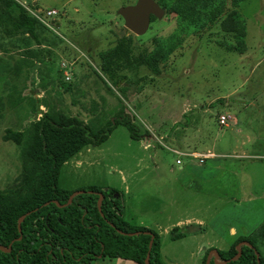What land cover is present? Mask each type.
<instances>
[{
    "label": "rangeland",
    "instance_id": "rangeland-1",
    "mask_svg": "<svg viewBox=\"0 0 264 264\" xmlns=\"http://www.w3.org/2000/svg\"><path fill=\"white\" fill-rule=\"evenodd\" d=\"M16 1L38 19L40 44L28 34L11 33L17 12L0 10V56L37 60L28 51H40L34 74L38 90L33 94L39 109L88 123L119 105L120 99L144 135L132 139L126 127L118 125L104 143L87 147V153L83 149L82 162L72 158L64 163L58 181L61 188H115L127 200L126 219L142 217L164 224L167 218L160 211L171 199L182 200L180 190L186 182L196 186L191 183L195 180L199 188L215 189L210 185L215 180L229 182L232 165L242 173L239 202H223L214 211L207 210L216 232L229 242L230 225L253 230L264 224V0H215L214 7L222 2V11L213 21H204L202 5L208 0L188 1L182 17L163 7L162 18L154 17L140 36L129 32L117 13L119 7L136 0ZM50 9L57 13L48 16ZM239 22L245 29L243 52L238 50ZM25 75L24 70L12 76L10 84L0 82V191L24 184L31 157L25 145L20 147L12 139L13 133L31 125L32 96L15 90L22 84L32 87ZM16 95L17 101L22 96L27 99L17 103ZM223 114L229 116L226 125L218 122ZM231 115L258 139L246 147L251 156H231L235 150L231 133L237 127ZM198 123L208 128L205 141L214 143L220 167L214 168L210 160L199 166L197 160L180 155L181 170L172 149L193 147L184 140L188 133L184 127ZM9 132L11 138H5ZM182 171L192 176L175 178ZM207 171L211 176L218 172L217 177L201 185L196 174ZM169 188L174 194H169ZM178 204L174 216L193 212ZM162 237L168 257L177 254L185 262L190 260L191 239ZM253 238L264 256V239Z\"/></svg>",
    "mask_w": 264,
    "mask_h": 264
},
{
    "label": "trees",
    "instance_id": "trees-1",
    "mask_svg": "<svg viewBox=\"0 0 264 264\" xmlns=\"http://www.w3.org/2000/svg\"><path fill=\"white\" fill-rule=\"evenodd\" d=\"M188 1L193 0H161L159 4L168 13L182 17V8ZM214 1L208 0L202 5L204 21H213L220 15L222 2L214 7ZM0 10L9 14L17 12L13 17L11 33L28 34L36 44H40L38 19L18 1L0 0ZM151 20H154V16H151ZM244 30L239 22L237 35L241 39L240 52L244 50ZM28 52L37 60L0 56V82L10 84L12 76L17 77L25 70V76L31 79L32 86L29 89L25 84L20 88L15 86V90L27 91L32 96L28 113L31 125L29 129L13 133L12 139L20 147L25 145L24 149L31 157L25 166L24 184L0 191V246L3 248L0 250V264H91L105 258L146 264L148 253L149 264H165L159 234L125 219L123 194L120 191L98 185L69 190L58 184L64 163L84 148L104 143L118 125L125 126L132 139H143L144 135L140 133L133 115L125 110L120 99L119 105L95 116L88 123L76 117L41 111L40 104L33 96L38 90L34 74L40 51ZM106 73L112 79L111 74ZM26 99L22 96L18 101L22 103ZM15 101L18 103L17 95ZM5 138H11V132ZM77 190L81 192L74 194L67 203L70 195ZM100 194L102 198L98 204ZM199 229L194 224L175 226L169 232V237L178 240ZM133 232L138 233L129 234ZM253 236L264 239V225L256 232L237 239L228 250H218L217 259L211 257L208 264H264V256L256 247ZM244 240L249 244L240 245L241 255L236 260L223 262L236 255V245ZM207 253L201 264H206Z\"/></svg>",
    "mask_w": 264,
    "mask_h": 264
},
{
    "label": "crops",
    "instance_id": "crops-1",
    "mask_svg": "<svg viewBox=\"0 0 264 264\" xmlns=\"http://www.w3.org/2000/svg\"><path fill=\"white\" fill-rule=\"evenodd\" d=\"M231 116H232L231 123L234 124V126L235 125L237 126L235 129H233V133H231V136H233V141H234L232 146L235 149L233 150L234 153H231V156L236 157V158L251 156L250 154L247 153L246 147L250 146L252 143L256 142V140L258 139L255 138V136L252 137L251 133L248 130H244L242 127H240L238 125L239 122L236 120V118L233 115ZM184 129L188 131V133H185L186 134L185 137L187 136V138H185L184 140L190 142L188 144L192 145L193 147L191 148L187 147L188 151L172 149V152H174L177 155L176 159L182 156L191 157L194 160H191V159L190 160L191 161L197 160L199 166L205 165L206 162L210 160L212 161L214 168H219L220 163H218L217 161L218 160L217 156L219 155V153L214 150V143H207L205 141L208 128H206L205 126L203 127V125H200V123H198L197 125H195V127H192V124H191V125L185 126ZM259 136H261V134ZM85 150H86L85 152L87 153L89 149L87 148ZM179 153H182V156H180ZM195 154H201L204 157L201 160L200 158L196 157ZM83 157H84V153H83V150H81L79 153H77L72 158H75L74 159L75 163H80L83 161ZM176 159H175V164L178 165V168L179 169L183 168L184 160L181 158L180 159L181 162L178 164L176 163ZM183 172L184 171H182V173L179 172L180 174L178 176H175V178L188 177V175L192 176L191 173L183 174ZM205 174L201 172L196 174L197 178L199 179L197 180L199 182L202 181L201 185L202 184L205 185L206 182H208L207 181L208 179L210 180L215 179L217 177L218 172L215 171L214 173L215 175L213 174L212 176L210 175L208 171ZM241 174L242 173L240 171L235 170L234 166L230 165L229 171H228V177L230 176L229 182L222 183L220 182V180H218V182H216L215 180L211 184L207 183V184H210L211 187L212 186L217 187L215 189L211 188V190H209L208 188H205V189L201 187L199 188L198 186L199 184L196 183L195 180H192L191 183H195L196 186H189L190 183L186 182L184 187L180 190L181 191L180 194L182 195V200H179V201L182 203V205L185 206L184 207L185 209L187 210L189 209L190 211H193V212L180 213L174 216L175 211L178 210L179 208V207L177 208V206H179L178 203L180 202H176L173 199H171V203L168 204V207L163 208L160 211V214L166 216L167 218L164 224H159L156 221H149V220L143 219L142 217L133 218L135 220H133L132 218L130 219L125 218V219L134 225H141V226L147 227L149 229L156 231L159 234L160 251H161L162 259L165 264H201L203 256L205 255L207 251H208L207 256L210 255V258L212 257L214 259V254H213L214 250H228L235 243L237 239L244 238L252 234L253 232H256L262 225H264V224H260L256 228H253V230L246 229V227L244 226L237 228L234 225H230L228 227V235L231 237V239L229 240V242H225L222 240L218 232H216L215 225L211 221L213 215L209 212L210 210L214 211L216 206H218L219 204L223 202H227V203L239 202L238 196L241 192V186L239 183V179L242 176ZM202 175H204L205 178H202L201 180L200 176ZM224 193H228V194L230 193V195L225 196L226 194ZM169 194L170 195L174 194L173 189L169 188ZM126 201L127 200L123 199L124 217H125L126 210H127ZM170 215H173L174 217L170 218ZM189 224L198 225L200 227L198 231L189 233L185 235L184 237L180 238L181 240L191 239V245H190L189 253H188L189 258H190V260H188L189 262L183 261L182 256L177 255V254L168 257V254L164 253L165 243H164L162 236L165 234H169L171 229L175 226L182 227L184 225H189ZM211 232H213V234L216 232L215 233L216 235L214 234V236H209V233ZM173 241H176V240H173ZM130 262H133V261L122 260L118 258H113V259L105 258V259L95 260L91 264H131Z\"/></svg>",
    "mask_w": 264,
    "mask_h": 264
},
{
    "label": "water",
    "instance_id": "water-1",
    "mask_svg": "<svg viewBox=\"0 0 264 264\" xmlns=\"http://www.w3.org/2000/svg\"><path fill=\"white\" fill-rule=\"evenodd\" d=\"M117 13L124 20V26L129 30V32H132L133 34L140 36L143 35L148 30L151 21V16L160 19L165 14V9L161 7L155 0H136L132 4L119 7ZM79 192H81V190L74 191L70 195L67 203L70 202V199L74 194ZM101 198H102V194L99 195L98 204ZM23 216L19 218V229H20V222ZM136 233L138 232H133L129 234H136ZM152 240H153V236L149 243V249L152 246ZM242 243L249 244V242L246 240L239 242L236 245V249H237L236 255L232 256L230 259H227L226 261L223 262H227L228 260H236L241 255L240 245ZM1 249H3L2 246H0V250ZM213 254H214V260L217 259L219 255L218 250H214ZM256 255L257 257H259V253L257 251H256ZM148 259H149V253L145 258L146 264H149ZM209 259H210V255L207 256L206 264H208Z\"/></svg>",
    "mask_w": 264,
    "mask_h": 264
},
{
    "label": "built area",
    "instance_id": "built-area-1",
    "mask_svg": "<svg viewBox=\"0 0 264 264\" xmlns=\"http://www.w3.org/2000/svg\"><path fill=\"white\" fill-rule=\"evenodd\" d=\"M57 13V11L56 10H54V9H50V10H48L47 12H46V14L48 15V16H52V15H54V14H56ZM66 79H69V77L67 76L66 77ZM228 120H229V116H227V115H219V117H218V122H219V124H221V125H226L227 124V122H228ZM180 155H182V153H179ZM196 155V157H198V158H200L201 160H202V158L204 157L203 155H201V154H195ZM181 162V160H180V158H177L176 159V163H180Z\"/></svg>",
    "mask_w": 264,
    "mask_h": 264
}]
</instances>
